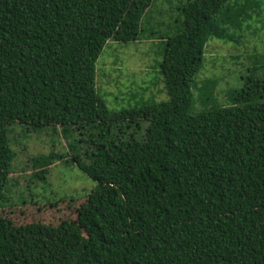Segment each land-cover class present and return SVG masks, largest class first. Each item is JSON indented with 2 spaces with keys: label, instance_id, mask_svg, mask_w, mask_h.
I'll use <instances>...</instances> for the list:
<instances>
[{
  "label": "trees",
  "instance_id": "obj_1",
  "mask_svg": "<svg viewBox=\"0 0 264 264\" xmlns=\"http://www.w3.org/2000/svg\"><path fill=\"white\" fill-rule=\"evenodd\" d=\"M154 1L0 0V264H264V54L245 55L239 88L204 75L208 41L244 44L264 0H179L165 23ZM153 33L168 99L110 111L104 45ZM60 132L68 152L16 162L23 177L65 163L95 185L74 219L16 225L4 209L33 184L14 161Z\"/></svg>",
  "mask_w": 264,
  "mask_h": 264
},
{
  "label": "rangeland",
  "instance_id": "obj_2",
  "mask_svg": "<svg viewBox=\"0 0 264 264\" xmlns=\"http://www.w3.org/2000/svg\"><path fill=\"white\" fill-rule=\"evenodd\" d=\"M177 2L179 0H155L150 11L156 13L158 7H163L161 14L170 17L161 18L160 21H172L177 14ZM145 20L146 18L143 21ZM251 23L253 31L245 33V45L233 42L225 44L218 39L208 41L204 50V75L214 77L213 71H218L216 74L224 82L219 85L220 90L224 87L229 89L241 86V76L246 72L244 58L247 53H254L255 49L257 54H264V23ZM257 29L261 30L255 31ZM149 30L153 31L150 27ZM156 35L153 33L150 40L139 39L128 43L108 41L104 45L95 63V88L110 111H121L139 107L142 103L168 99L163 77L156 66L161 60L159 47L156 45L158 40L154 38ZM201 73L202 71L200 76ZM48 135L49 133H43L38 140L26 145L20 159L14 162L23 166V162L28 163L27 158L31 154L48 153L50 150L68 152L67 142L61 132L60 142L55 145L48 141ZM17 163L14 172L10 174L11 178L17 179L18 185L22 187L29 184L34 187L31 186V189L28 188L29 192H26L27 203L14 204L4 209V214L16 225L29 222L57 225L64 219H74L77 208L86 200V193L95 185L75 165L59 163L49 170L44 179L38 181L29 178L33 171L27 169L24 173L26 176L23 177ZM37 186H44L47 191L40 194ZM16 189L17 187L9 186L8 195L15 197L13 191ZM28 193L32 195L31 198ZM12 260V257L4 258L2 264H10Z\"/></svg>",
  "mask_w": 264,
  "mask_h": 264
}]
</instances>
